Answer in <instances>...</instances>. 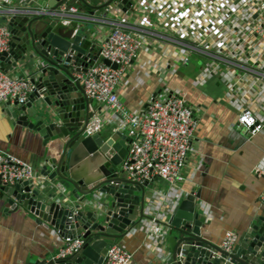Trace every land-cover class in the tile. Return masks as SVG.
I'll return each mask as SVG.
<instances>
[{"label": "crops", "instance_id": "0c3cea01", "mask_svg": "<svg viewBox=\"0 0 264 264\" xmlns=\"http://www.w3.org/2000/svg\"><path fill=\"white\" fill-rule=\"evenodd\" d=\"M73 7L77 14L64 18L70 23L61 24L62 28L88 35L96 43L95 52H98L99 43L106 38L111 26L99 22L97 17L91 19L90 11L87 13L77 5ZM10 8L49 11L48 0H11L10 6L0 10V23L6 24V11ZM122 11L115 9L112 19L131 17ZM232 33L226 32L228 45L221 55L223 59L190 52L185 64L181 62L184 53L180 47L136 33L144 44L119 80L116 87L119 100L132 113L140 115L144 114L152 97L165 93L179 95L192 109L197 129L183 169L184 181L176 188L164 181L146 183L144 214L148 218L141 220L119 242L109 244H120L130 252L132 264L165 263L170 252V235L166 233L165 239L160 240L151 229L154 223L164 225L187 197L194 198L203 233L220 247L227 232L238 236L236 245H239L252 226L261 228L264 224L261 202L264 192V43L255 36L237 42ZM85 46L89 49L91 44L87 41ZM101 62L99 56L95 64ZM32 69L30 62H23L7 74L29 77ZM93 104L98 114L107 119L98 134L107 140L115 135L114 117L107 109ZM18 108L20 106L14 102L0 105V151L35 169L36 179L30 185L38 198L48 203L66 204L67 196L60 188L63 184L41 174L45 157L57 160L60 146L52 142L43 147L42 137L18 122ZM244 109H249L263 125L260 133L250 136L238 126V117ZM134 195L139 197L141 192L136 191ZM63 242L57 230L38 220L23 205L7 208L0 199V264H33L37 260L52 259L59 255Z\"/></svg>", "mask_w": 264, "mask_h": 264}, {"label": "water", "instance_id": "95a60500", "mask_svg": "<svg viewBox=\"0 0 264 264\" xmlns=\"http://www.w3.org/2000/svg\"><path fill=\"white\" fill-rule=\"evenodd\" d=\"M132 4V0H48L46 13L6 14L11 43L8 51L0 52V70L8 73L23 62L32 64L29 78L35 91L18 108L17 120L42 137L43 147L59 144L58 159L45 157L41 174L65 185L68 201L48 203L37 197L30 182L9 187L2 186L1 179L0 199L7 208L23 205L63 238L78 237L84 242L73 255L33 264H101L110 243L119 242L148 218L144 214L146 183L128 179L119 168L130 139L119 133L107 140L85 134L96 108L76 75L98 60L96 43L61 25L74 5L99 21L109 6L126 12ZM103 63L117 68L107 60ZM136 191L141 196L136 197ZM169 218L164 226L170 235V252L164 264H264V224L252 226L239 245L225 252L203 233L194 198L187 197Z\"/></svg>", "mask_w": 264, "mask_h": 264}, {"label": "built area", "instance_id": "2783aa9c", "mask_svg": "<svg viewBox=\"0 0 264 264\" xmlns=\"http://www.w3.org/2000/svg\"><path fill=\"white\" fill-rule=\"evenodd\" d=\"M131 10L123 17L112 19L114 9L106 8L101 23L111 26L110 32L99 43V56L117 66L113 69L103 62L94 64L85 73L76 75L85 96L98 107H103L114 117V132L130 139L122 157L120 169L128 179L140 183L164 181L176 188L184 181L183 169L190 152L191 141L197 129V121L185 99L175 94L152 97L144 114H134L119 100L116 87L129 64L136 59L144 42L136 33L150 35L180 47L184 55L181 62L188 61L190 52L223 59L228 39L226 32L239 39L257 37L264 43V0H132ZM119 4L120 2L117 1ZM11 0H0V10L10 6ZM65 12L64 8L62 9ZM8 12H29L36 15L45 11H29L15 8ZM77 9L71 7L69 16ZM130 14V15H129ZM69 20H63L67 26ZM233 42V41H232ZM11 33L7 25L0 23V52L10 49ZM238 45V44H237ZM236 45V46H237ZM238 48V46H237ZM35 91L29 77L11 76L0 70V105L14 102L24 105ZM96 109L85 129L87 136H95L105 127L107 119ZM239 127L250 136L263 130L255 115L244 109L238 117ZM0 179L2 186H16L36 179L35 169L13 155L0 151ZM62 192L67 194V189ZM264 204V192L261 196ZM155 221V220H153ZM151 232L164 240V225L154 223ZM238 242V236L227 232L221 248L230 252ZM81 238H64L58 257L77 253L83 246ZM101 264H132V254L120 244L108 245Z\"/></svg>", "mask_w": 264, "mask_h": 264}]
</instances>
